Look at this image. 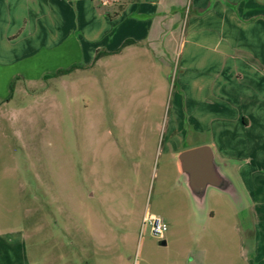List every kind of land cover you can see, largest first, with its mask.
Segmentation results:
<instances>
[{"label":"rangeland","instance_id":"rangeland-1","mask_svg":"<svg viewBox=\"0 0 264 264\" xmlns=\"http://www.w3.org/2000/svg\"><path fill=\"white\" fill-rule=\"evenodd\" d=\"M180 12L152 80L120 86L95 65L14 81L0 101V264H264L248 246L257 219L264 247L257 207L212 188L199 207L173 159L214 144L249 207L264 206V77L229 57L217 77L219 56L189 44L204 11ZM147 214L166 221L164 238Z\"/></svg>","mask_w":264,"mask_h":264},{"label":"crops","instance_id":"crops-1","mask_svg":"<svg viewBox=\"0 0 264 264\" xmlns=\"http://www.w3.org/2000/svg\"><path fill=\"white\" fill-rule=\"evenodd\" d=\"M188 6L198 15L204 11L191 25L189 44L219 56L217 77L226 57L233 59L234 68L243 65L264 77V0H120L107 7H102L100 0H0V101L8 99L11 85L19 77L40 78L75 64L97 65L109 78L119 77L120 86L128 77L154 79L157 60L168 54V36L178 32L180 11ZM27 26L31 30L25 33ZM127 40L132 43L124 47ZM185 45L183 40L180 48ZM100 52L104 54L97 60ZM196 60L202 58L187 59L186 64L191 67ZM235 76L237 81L244 80L240 69ZM130 99L134 100L133 95ZM106 100L111 101L110 95ZM212 146L219 159L227 162L228 157L222 158ZM179 151H174L173 159ZM124 152L131 157L135 153L139 159L144 156L141 149L133 152L128 147ZM256 161L249 160L258 164ZM255 201L250 211L254 213L253 207H257L264 223V206L258 208ZM256 225L248 246L257 249L256 257L263 259L257 219ZM90 234L98 235L93 229ZM92 241L95 253L104 252L95 239Z\"/></svg>","mask_w":264,"mask_h":264},{"label":"water","instance_id":"water-1","mask_svg":"<svg viewBox=\"0 0 264 264\" xmlns=\"http://www.w3.org/2000/svg\"><path fill=\"white\" fill-rule=\"evenodd\" d=\"M174 159L185 188L199 207L205 206L208 191L212 188L229 196L235 202L244 203L246 211H250L251 206L249 207L243 192L231 178V172L228 171L229 163L219 159L212 145L204 144L184 149L176 153ZM161 243L165 244V240Z\"/></svg>","mask_w":264,"mask_h":264},{"label":"built area","instance_id":"built-area-1","mask_svg":"<svg viewBox=\"0 0 264 264\" xmlns=\"http://www.w3.org/2000/svg\"><path fill=\"white\" fill-rule=\"evenodd\" d=\"M120 0H100V5L102 7H107L114 4H119ZM145 220L148 222L150 226V230L153 236L158 238H164L165 234L168 231V227L166 225V221L159 216L156 215H146Z\"/></svg>","mask_w":264,"mask_h":264},{"label":"trees","instance_id":"trees-1","mask_svg":"<svg viewBox=\"0 0 264 264\" xmlns=\"http://www.w3.org/2000/svg\"><path fill=\"white\" fill-rule=\"evenodd\" d=\"M130 43H132V41L127 40L124 42L123 46L125 47V46L129 45ZM103 54H104L103 52L98 53V57L96 59L98 60V58H100ZM84 68H87V67H83V66H80L79 64H75L68 69H59V70H57L51 74H46L44 76V78L49 79L51 77L64 76V75L70 74L71 72L75 71L76 69H84ZM12 86L13 85H11V92L13 91Z\"/></svg>","mask_w":264,"mask_h":264}]
</instances>
